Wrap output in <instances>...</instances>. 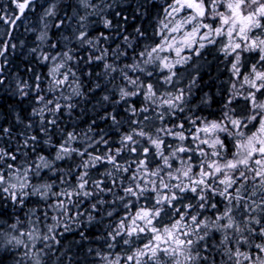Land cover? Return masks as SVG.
Masks as SVG:
<instances>
[{"label":"snow or ice","instance_id":"obj_1","mask_svg":"<svg viewBox=\"0 0 264 264\" xmlns=\"http://www.w3.org/2000/svg\"><path fill=\"white\" fill-rule=\"evenodd\" d=\"M0 264H264V0H2Z\"/></svg>","mask_w":264,"mask_h":264},{"label":"trees","instance_id":"obj_2","mask_svg":"<svg viewBox=\"0 0 264 264\" xmlns=\"http://www.w3.org/2000/svg\"><path fill=\"white\" fill-rule=\"evenodd\" d=\"M0 2H2V0H0Z\"/></svg>","mask_w":264,"mask_h":264}]
</instances>
